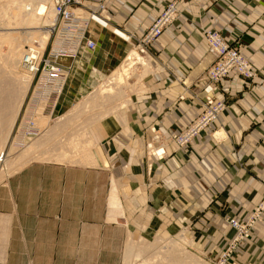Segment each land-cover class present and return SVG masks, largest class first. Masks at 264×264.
<instances>
[{
  "label": "crops",
  "instance_id": "crops-1",
  "mask_svg": "<svg viewBox=\"0 0 264 264\" xmlns=\"http://www.w3.org/2000/svg\"><path fill=\"white\" fill-rule=\"evenodd\" d=\"M173 1L179 16L149 47L145 91L94 126L95 162L31 163L0 187V264H151L138 244L177 236L194 246L180 264H218L236 236L228 220L245 223L264 200V0H84L111 21L93 22L96 49L67 61L73 83L58 107L124 61ZM207 29L241 46L254 83L232 73L211 94L197 86L212 62ZM220 96L227 108L210 128L187 148L169 142ZM251 235L228 264H264V219Z\"/></svg>",
  "mask_w": 264,
  "mask_h": 264
},
{
  "label": "built area",
  "instance_id": "built-area-1",
  "mask_svg": "<svg viewBox=\"0 0 264 264\" xmlns=\"http://www.w3.org/2000/svg\"><path fill=\"white\" fill-rule=\"evenodd\" d=\"M50 2L56 15L51 34L54 36L51 49L48 54H40L39 51L36 50L35 53L34 49L28 47L27 53L33 51L36 57L27 55L25 64H23V67L33 74L32 93L27 104L26 101L24 103V106L26 104L23 113L25 119L20 126L25 134V139L29 140L41 134L43 128L39 125V121L42 118L52 119L56 113L72 68V63L68 67L67 61L77 59L83 49L89 51L96 49V42L87 37L90 25L93 22L107 25L111 21L109 16H102L106 12L103 5L100 6V13H87L83 10L84 0H50ZM178 16L177 2L167 3L165 9L153 21L145 35L139 39L138 43L139 47H142V51L144 52L161 37L176 22ZM204 36L208 46V55L212 62L199 78L198 87L211 94L219 86L221 87L222 82L232 73L237 74L246 82H255L259 71L244 56L241 46L237 42L230 41L215 30L205 31ZM226 108L227 102L224 96L216 99L206 97L204 112L187 129L172 135L169 142H173L179 149L187 148L218 120ZM149 155L163 159L166 156V146L155 149L151 145ZM261 219H264V200L245 223L236 219L228 220L237 234L226 248L219 264H228L239 251L243 242L254 245L251 232Z\"/></svg>",
  "mask_w": 264,
  "mask_h": 264
},
{
  "label": "rangeland",
  "instance_id": "rangeland-1",
  "mask_svg": "<svg viewBox=\"0 0 264 264\" xmlns=\"http://www.w3.org/2000/svg\"><path fill=\"white\" fill-rule=\"evenodd\" d=\"M23 1L25 0H0V33L20 32L21 34L23 33L25 34V32L28 30L35 31L37 37L33 41V44H32L33 47L39 49L40 54H43V53L48 54V52L51 49V43L53 41L54 36L51 34H50L51 36L49 35L45 46H41V42L39 39L44 36L42 32L49 30L52 27V25L51 26L47 25V27L45 28H40V27L33 28L31 30L21 29L23 28V26H19L18 28H20V30L19 29L14 30L12 29V27L16 28L14 25H11L10 27H8L6 24L7 22L14 23L13 16L24 4L22 3ZM29 1L31 5H37L40 2V0H29ZM10 18L12 22L11 20L8 21ZM52 23L53 21L51 22V24ZM5 28L6 29L10 28L11 30L10 29L6 30ZM207 30H213V29H207ZM138 41L137 43L133 42V45H131L130 47V51H129L130 53L127 54L128 56H126L125 58L127 59L133 52H137L136 53L137 55L132 57L131 61L129 60L126 61V59L125 60L123 59L124 61L120 63L121 65L119 64L118 66L114 67V69L109 71L106 75L103 76V78H101L97 83H95V85L91 89L82 91V90H78V89L74 90L73 88H70V91L72 92L71 99H69L68 101H64V104H63V101L61 100L60 102L61 106L59 105L57 109V113H55L54 117L50 120L45 118L44 124L39 123V125L43 128V130L38 137L33 138L31 140L25 139V134L21 130L20 126H22V124L24 123L25 116L23 117V113L25 111V106L28 102V99L32 93L33 78H31L32 83L30 81L28 88H23L22 79L24 76H26L25 70L22 69L21 66L18 64L16 69H14V73H11V68L9 67L10 65L8 66L6 61L3 60L4 58H2V56L0 55L1 57L0 66H2V69L0 68V73L2 72L0 75V80L1 79L2 80L0 82H3L2 84L0 83V87L4 85L3 87H1L2 91L3 89L6 90V91L4 90L5 92H0L1 93L0 97L1 98L3 97L4 99L5 97L8 98L12 94L18 95L19 93L21 94V92L23 93L22 94L23 95L22 105L16 115L15 122L13 123V126L10 129V131L7 129L4 130L5 131L4 136L6 134L7 137L3 143H0V187L10 177V175L13 174V172L14 173L17 172L16 169L18 167L15 169L13 168L11 170L9 168L14 163V161L17 162L21 153L23 154L25 149L30 144H32L35 140L41 139L40 141L42 143H40L38 146L40 149L36 148L34 150L33 157L34 156L36 157L35 159H32L29 164L35 163V162L59 163V164H64V165L81 166V167L84 165L83 167H86L85 166L87 165L86 163H81L82 161L81 151H83V149L86 151L87 149L89 150V152L90 151L94 152L93 143H92L94 141H92L90 138V135L92 136V131L94 129V126L99 121H101V119L103 120V119L110 117L113 114L112 112L116 110L117 108L127 107L132 102L133 97L138 92L145 91L146 89V86H145L146 77L148 76L147 74L151 70V67L149 65V60L147 59V57L151 59V64H152V57L149 55L150 46L147 48L148 50L145 49L143 53H140V50L142 51V47H139ZM66 64L68 65V67L71 66L70 62H67ZM128 64L129 66L131 65V69H129V71L122 76V79L119 83H116V84L113 83L112 84L113 86L112 85L110 86L108 81L114 76V74L117 71L122 72V70H127L126 65ZM7 73H9V75ZM144 76L146 77L144 78ZM20 81L22 83L21 85L19 84ZM14 82L15 84H13ZM72 83H73L72 76H70L68 79L65 92L67 90V87ZM20 87H22L23 89ZM111 87L113 88V91H114L113 93L107 94L106 92V94L101 95L102 91H105V89L108 90ZM1 88H0V91H1ZM6 92H7V95L9 96L5 95ZM65 92L63 94V98L65 95ZM92 96L95 98L94 104L91 103L89 105H84L88 99L93 98ZM1 98H0V101L2 103ZM20 100L21 98L19 99V101ZM25 101H26V104L24 106ZM42 137L44 139H42ZM95 151H97L96 148H95ZM38 155H40V158H39L40 160L37 158ZM57 156H66V158L64 159L61 157V159L59 158L60 159L59 160ZM147 240L149 241V243L151 242V244L147 245L141 242L138 244L139 245L138 246L139 257L146 256L147 258L144 259L143 261H140V260L138 261V259L137 260L132 259L134 263H136V261H138L139 263L141 262L145 263V262L150 261L151 264H180L181 261L178 260L179 259L177 255L178 253L194 251L193 243L189 238L188 240L192 243V246L189 243L188 244L186 243L187 244L186 245L184 243V240L180 241L178 236L168 239V240L166 239V241H164L163 243H158V242L156 243V241L158 240V237L157 238L151 237V239H147ZM220 260L218 261V264ZM206 264H210V263L206 262Z\"/></svg>",
  "mask_w": 264,
  "mask_h": 264
},
{
  "label": "bare ground",
  "instance_id": "bare-ground-1",
  "mask_svg": "<svg viewBox=\"0 0 264 264\" xmlns=\"http://www.w3.org/2000/svg\"><path fill=\"white\" fill-rule=\"evenodd\" d=\"M30 1L29 0H25L23 1L22 3H24L21 8L15 13V15L13 16V20H14V23H10V22H7V26L10 27L11 25H14L16 28H13L12 29H19L18 28L19 26H23V28L21 29H25V30H28V29H33V28H45L47 27V25L51 26L52 27L47 30V31H44L42 32V34L44 35L42 38L38 39L40 40L41 42V46H45L46 42H47V39L49 37L50 34H52L53 32V27L55 25V21H56V15H55V12L53 10V7L51 5V2L50 0H40V2L37 4V5H31L29 3ZM7 7V6H6ZM3 9V7H2ZM17 9V8H16ZM13 12V11H12ZM8 13V12H7ZM11 13V12H10ZM5 19V17H4ZM11 18L8 20L10 21ZM53 21V23L51 24V22ZM12 22V20H11ZM4 24V23H3ZM4 29V28H3ZM6 29V28H5ZM7 29H10V28H7ZM6 29V30H7ZM11 30V29H10ZM23 33V32H22ZM40 36V35H39ZM51 36V35H50ZM36 32L35 31H26L25 34H21L20 32H6V33H0V55L2 56V58H4L3 60L6 61L7 65L11 68V73H14V69H16L17 65L19 64L21 66V68L23 67V64H25V61H26V58H27V55L30 57V56H35V53H36V50L39 51V49L33 47V41L34 39L36 38ZM39 42V41H38ZM24 44V45H23ZM30 48V49H34L35 53L33 51H29L27 53V48ZM39 48V47H38ZM42 49V48H41ZM40 52V51H39ZM27 53V54H26ZM137 52H133L127 59L126 61H131L132 60V57L136 56ZM140 53H143V51L140 50ZM1 58V57H0ZM138 58V57H137ZM2 60V59H1ZM28 60V59H27ZM5 63V62H4ZM5 63V64H6ZM148 63V62H147ZM147 65V64H145ZM0 68L2 69V66H0ZM24 70H25V73H26V76L23 77L22 79V83L20 81V85L22 84L23 85V88H28L29 84H30V81L32 83V80L31 78H33V74L30 73L28 70H26L25 67H23ZM22 68V69H23ZM126 68L127 70H122V72L120 71H117L114 76L108 81L109 85L111 86L113 83L116 84V83H119L122 79V76L124 74H126L129 69H131V65L129 66L126 65ZM149 69V68H148ZM5 70V69H4ZM2 71V70H1ZM2 73V72H1ZM0 73V75H1ZM9 75V73H7ZM3 75V74H2ZM6 75V74H5ZM128 75V74H127ZM135 75V74H134ZM9 77V76H8ZM10 78V77H9ZM4 79V78H3ZM2 80V79H1ZM0 80V81H1ZM11 80V79H10ZM14 80V79H13ZM12 82V81H11ZM1 84L3 82H0ZM17 83V82H16ZM15 84V82L13 83ZM4 85H2L1 87H3ZM15 86V85H13ZM17 86V84H16ZM113 86V85H112ZM0 87V88H1ZM8 87V86H6ZM5 87V88H6ZM22 88V87H20ZM22 88V89H23ZM121 88V87H120ZM122 89V88H121ZM5 89H3L2 91V88H1V91L0 92H5L4 91ZM13 90V89H12ZM11 90V91H12ZM16 90V89H15ZM18 91V90H17ZM23 91V90H22ZM10 92V91H9ZM19 92V91H18ZM107 94L108 93H113V88L111 87L110 89L106 90L105 91H102L101 95L102 94ZM15 93V92H13ZM17 93V92H16ZM11 94V93H10ZM23 93L21 92V94L19 93L18 95L17 94H12V95H7V92L5 95L9 96L8 98L5 97L3 99V97L1 98L2 99V103L0 101V143H3L5 140H6V134L4 136V130H9L12 128L13 126V123L15 122V118H16V115L22 105V95ZM1 95V93H0ZM93 97V96H92ZM21 98V100L19 101V99ZM95 102V98H91V99H88L84 105H89L91 103L94 104ZM84 108V107H83ZM79 114V113H78ZM44 119L45 118H42L39 123H43L44 124ZM49 119V118H48ZM50 120V119H49ZM67 120V119H66ZM65 120V122H66ZM69 120V119H68ZM47 123V122H46ZM64 124V123H63ZM62 124V125H63ZM91 124V123H90ZM46 125V124H45ZM61 126V125H60ZM86 126V125H85ZM58 128V127H57ZM85 128V127H84ZM87 128V127H86ZM57 130V129H56ZM80 130V129H79ZM49 132V131H48ZM80 132V131H79ZM42 139H44L42 137ZM41 140V139H40ZM40 140H35L32 144H30L24 151V153L19 156L17 162L14 161V163H10L12 164L11 167L9 168L10 170L11 169H15L17 168L16 170L17 171H20L22 168H24L26 165H28L32 159H35L36 156L33 157V154H34V150L36 148H39V144L42 143ZM44 142V141H43ZM46 143V142H45ZM87 143V142H86ZM3 146V145H2ZM79 146V145H78ZM60 147V146H59ZM78 148V147H77ZM40 149V148H39ZM82 152V161L81 163H86L87 165L88 164H93L95 162V156H94V153L93 152H89V150L86 149V151L83 149ZM50 155V154H48ZM60 155V154H59ZM44 157V156H42ZM46 157V156H45ZM58 159L61 157L62 158H66V156H57ZM37 158L39 159L40 158V155L37 156ZM16 159V158H15ZM59 159V160H60ZM40 160V159H39ZM43 160V159H42ZM58 160V161H59ZM46 161V160H45ZM63 161V160H62ZM10 166V165H8ZM14 173V172H13Z\"/></svg>",
  "mask_w": 264,
  "mask_h": 264
}]
</instances>
